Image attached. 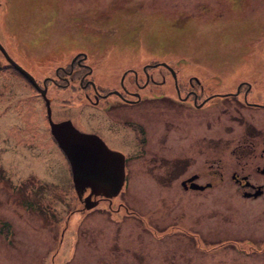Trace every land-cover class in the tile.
I'll list each match as a JSON object with an SVG mask.
<instances>
[{"label": "flooded vegetation", "instance_id": "1", "mask_svg": "<svg viewBox=\"0 0 264 264\" xmlns=\"http://www.w3.org/2000/svg\"><path fill=\"white\" fill-rule=\"evenodd\" d=\"M237 1L235 16L246 17L243 0ZM71 8L89 10L87 5ZM139 11L145 13L142 17L149 14ZM94 21L102 25V15ZM248 28V34H264V20ZM75 35L71 39L89 36L91 43L73 48L78 42L70 39L63 63L50 67L39 84L51 104L58 105L52 110L55 121L69 120L78 130L99 135L115 151L111 157L102 155V175H87L93 187L110 196L117 193L116 164L119 153L124 155L118 194L98 198L102 212L114 215L108 214L117 223L116 240L102 230L107 235L102 238V264H218L223 252H233L229 264H261L251 252H264V223L251 220H263L264 208L250 215L235 213L220 206L218 195L230 187L241 201L264 199V78L253 83L251 77L229 75L230 85H225L217 68L172 67L168 61L149 59L154 53L147 51L136 56L139 37ZM239 39L220 42L226 45L222 56L242 57L249 49ZM113 47L125 50L119 57L125 64H111L115 58L109 51L102 56ZM94 50L98 66L102 64L99 77L96 64L89 62ZM140 56L146 61L139 62ZM75 164V179L84 181L76 157ZM77 200L84 205V197ZM85 212L83 219L100 213Z\"/></svg>", "mask_w": 264, "mask_h": 264}, {"label": "rangeland", "instance_id": "2", "mask_svg": "<svg viewBox=\"0 0 264 264\" xmlns=\"http://www.w3.org/2000/svg\"><path fill=\"white\" fill-rule=\"evenodd\" d=\"M234 2L239 4L237 0H0V42L10 56L38 79L49 74L50 67L63 63L60 51L69 52L70 41L78 42L73 48H85L91 43L89 36L69 39L73 37L72 23L77 26V30L73 28L75 34H125L130 41L134 39L131 37H139L135 43L138 47L134 49L136 56L142 52L144 57L143 52L147 51L154 53L148 58L165 60L175 67L218 68L225 85H230V76L231 79L251 77L255 82H262L264 34H248V27L264 20V12L259 14V10H264V0H243L240 5L246 17L235 16ZM74 5L80 9L87 5L89 10L70 11ZM139 10L149 13L148 16L142 17L145 13ZM82 13L83 18L75 22L74 18ZM97 15H102V25H95ZM184 15L188 16L184 19L188 21L182 23L183 18L178 17ZM218 20L228 21L222 24ZM234 36L242 40V45L245 42L244 47L249 50L244 51L242 60L222 59L226 45L220 42H228ZM56 38L61 43L49 47L47 53L33 55L35 50L56 44ZM63 47L66 49L62 50ZM96 51L89 52L90 64H96L95 73L99 72L98 67L102 70V64L98 66L94 58ZM124 52L120 47L110 49V58H115L111 64H125L126 60L119 58ZM106 53L103 50L102 56ZM6 63L0 53V67ZM213 63L217 64L211 65ZM54 107L52 103L51 109ZM67 170L66 159L50 140L40 95L10 70L0 72V222L10 220L14 227V233L8 231L4 237L0 236V264H62L60 260L65 259L64 264H102V251L94 248L90 254L88 242L95 234L94 242L102 245V238L107 236L102 235L103 226H108V237L116 240L112 229L116 231L117 223L110 219L109 212H100L99 223L91 228L88 214L87 219H83L82 202L78 209L69 212L67 189L72 180ZM18 184L20 188L16 190ZM220 194V206L235 213L250 215L264 208V199L241 201L235 198L230 187ZM22 199L34 201L37 207L24 210ZM59 215L66 218L61 225ZM94 216L97 215L91 217ZM78 222L80 234L75 241ZM251 222L263 224L264 218ZM137 231L146 233L139 227ZM70 244L73 248L69 249ZM190 250L186 247V254ZM229 255L233 252L219 253L221 263L218 264H229ZM251 258L264 264V252H251ZM197 264L206 263L198 261Z\"/></svg>", "mask_w": 264, "mask_h": 264}, {"label": "water", "instance_id": "3", "mask_svg": "<svg viewBox=\"0 0 264 264\" xmlns=\"http://www.w3.org/2000/svg\"><path fill=\"white\" fill-rule=\"evenodd\" d=\"M0 50L8 59V61L17 68L22 74L27 76L34 84L36 83L33 77L22 69L18 64H16L6 53L3 46L0 44ZM44 94V92H43ZM47 105L49 104L48 100H46ZM50 110L48 109V114ZM51 125V131L56 137L59 145L67 154L70 162L72 164L73 172H76V164L82 169L85 174L84 181L76 179L78 184V188L81 190L86 185H91L93 181L87 179V175L90 173H98L102 175V155H106V157H111L109 151H102L104 147L102 146V142H100L95 136L87 135L86 137L78 134L76 130H72L68 126V122L63 121L59 123H54L49 119ZM85 145V146H84ZM95 165L96 169H91V166ZM117 175L120 176V165H117ZM92 186V185H91ZM94 193L99 194L102 193V189L99 187H93Z\"/></svg>", "mask_w": 264, "mask_h": 264}]
</instances>
